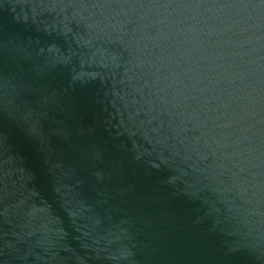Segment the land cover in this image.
Here are the masks:
<instances>
[{
  "label": "water",
  "instance_id": "1",
  "mask_svg": "<svg viewBox=\"0 0 264 264\" xmlns=\"http://www.w3.org/2000/svg\"><path fill=\"white\" fill-rule=\"evenodd\" d=\"M0 264H264V0H0Z\"/></svg>",
  "mask_w": 264,
  "mask_h": 264
}]
</instances>
